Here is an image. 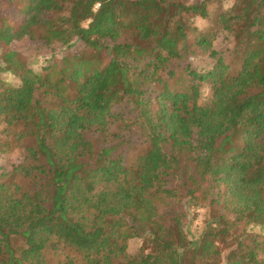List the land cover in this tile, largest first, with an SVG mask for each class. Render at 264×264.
I'll return each instance as SVG.
<instances>
[{"label": "trees", "instance_id": "obj_1", "mask_svg": "<svg viewBox=\"0 0 264 264\" xmlns=\"http://www.w3.org/2000/svg\"><path fill=\"white\" fill-rule=\"evenodd\" d=\"M194 1L0 0V264H264V0Z\"/></svg>", "mask_w": 264, "mask_h": 264}, {"label": "rangeland", "instance_id": "obj_2", "mask_svg": "<svg viewBox=\"0 0 264 264\" xmlns=\"http://www.w3.org/2000/svg\"><path fill=\"white\" fill-rule=\"evenodd\" d=\"M203 0H196L194 2H200ZM208 10L212 16L220 11L224 10L232 5V0H223L222 3H218L215 0H207ZM195 25L199 29H206L212 26L211 22L207 20H195ZM213 27V26H212ZM133 43L135 49L141 50L143 47L142 41H138L133 39ZM213 47L218 51H227L233 47L232 38L225 32H222L218 35L216 40L213 42ZM13 50L19 51L22 53L27 59L30 66L35 71H40L42 67L47 64H50L54 60L61 59L65 53L69 50L67 48H44L40 47L36 44H33L27 40H23L21 42H17L11 45ZM82 45L80 42H76L73 46V49H81ZM191 63L195 69L198 71L207 70L211 67L213 61L212 59H208L207 56H199L191 59ZM0 77L6 82L17 85L18 80L9 73L1 74ZM210 97V90L204 86L201 92V101H206ZM23 159V152L20 148L11 146L10 150L7 153L0 155V173H5L10 171L14 166L21 163ZM188 215V234L197 237L205 224L211 220L213 213L210 209L205 207L194 208L189 206L186 210ZM254 232H258V228L253 229ZM141 239H133L128 242V253L134 254L141 247ZM226 252H224L225 254Z\"/></svg>", "mask_w": 264, "mask_h": 264}]
</instances>
